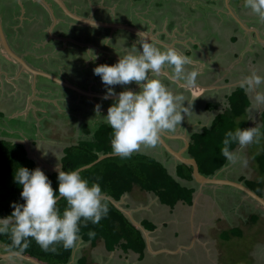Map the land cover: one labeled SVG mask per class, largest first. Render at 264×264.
Wrapping results in <instances>:
<instances>
[{"label":"crops","instance_id":"1","mask_svg":"<svg viewBox=\"0 0 264 264\" xmlns=\"http://www.w3.org/2000/svg\"><path fill=\"white\" fill-rule=\"evenodd\" d=\"M146 40L177 49L198 74L192 88L173 81L170 69L159 74L191 107L158 144L135 152L159 162L184 197L170 205L135 185L115 203L141 231L144 254L108 251L103 241L92 246L80 237L69 264H228L221 258L224 243L238 238L248 240L239 264H264V207L237 187L198 181L171 152L195 159L193 135L211 129L229 109L233 93L244 91V76H264V22L244 0H0V140L24 144L45 174L60 170L65 149L109 127L104 116L116 97L103 98L108 86L93 69L115 64L132 46L141 50ZM110 87L117 95L139 91L135 83ZM245 94L243 122L263 128L264 107L255 104L254 93ZM233 151L240 159L212 177L257 193L248 183L259 189L263 183L260 154L250 145ZM0 264L9 261L0 258Z\"/></svg>","mask_w":264,"mask_h":264},{"label":"clouds","instance_id":"2","mask_svg":"<svg viewBox=\"0 0 264 264\" xmlns=\"http://www.w3.org/2000/svg\"><path fill=\"white\" fill-rule=\"evenodd\" d=\"M244 5L264 22V0H244ZM89 21L92 27H98L94 20ZM140 46L141 50L128 48L113 65L102 64L93 69L108 86L103 98L116 97L104 120L112 129V153L121 159L132 156L142 146L158 144L161 134L174 131L188 114L191 105L184 94L173 92L158 78L159 74L170 69L171 79L182 81L184 88L195 87L198 82L197 72L186 67L188 57L177 49H161L147 40ZM132 83L139 86V91L129 88L117 95L114 87H110ZM241 87L245 93H254L255 104L264 107V76L255 72L244 76ZM262 136L258 125L229 130L224 134L220 155L234 164L240 157L230 146L259 144ZM80 173L79 168L58 171V186L54 189L39 167L15 169L13 181L22 189L20 196L24 203L13 202L11 214L0 217V235L9 236L12 248L19 246L23 250L34 240L45 252L55 253L58 244L71 249L80 239L82 225L89 221L97 224L108 214L105 194L97 182L99 177L89 183ZM60 200L66 201L63 211L58 207ZM88 236L93 238L95 232L89 231Z\"/></svg>","mask_w":264,"mask_h":264},{"label":"trees","instance_id":"3","mask_svg":"<svg viewBox=\"0 0 264 264\" xmlns=\"http://www.w3.org/2000/svg\"><path fill=\"white\" fill-rule=\"evenodd\" d=\"M248 106L249 100L245 92L241 89L237 90L230 98L229 109L215 120L211 129L202 134L193 135L189 152L196 159L202 175L212 177L226 165L227 160L220 155L224 134L229 130L234 131L238 127L242 129L249 127L247 121H240L245 116ZM111 138L112 129L104 126L96 132L93 141L83 142L65 149L60 171L81 168L94 163L102 155L113 154ZM236 146L237 144L234 143L230 147L234 150ZM257 162L261 173L264 174V152L260 154ZM18 166L32 170L39 167V163L29 155L24 144L0 140V217L11 214L13 202L24 203L20 196L22 189L13 181L14 172ZM186 168L191 174L192 167ZM80 174L83 178L88 179L89 183L97 181V177H99L97 182L100 184L102 192L108 197L105 199L109 209L108 214L99 223L93 224L89 221L86 225H82L80 237L84 241H90L92 246L103 241L108 251L121 247L126 252L133 251L141 255L144 254L146 242L141 231L114 204V202H119L122 196L131 191L135 185L143 190L156 193L163 202L170 205L184 197L183 189L175 183L159 162L136 153L124 159L119 156L106 158ZM46 175L52 181L53 188L56 189L58 172L51 171ZM258 187L260 189L256 188V191L262 195L264 182L258 184ZM186 194L190 195L188 192ZM58 207L63 211L66 201L60 200ZM89 231L95 232L93 238H89ZM0 246L3 253L17 252L43 264H69L74 251V247L65 249L58 244L55 253L45 252L34 240L23 250L19 246L12 248L11 240L6 234L0 235Z\"/></svg>","mask_w":264,"mask_h":264},{"label":"water","instance_id":"4","mask_svg":"<svg viewBox=\"0 0 264 264\" xmlns=\"http://www.w3.org/2000/svg\"><path fill=\"white\" fill-rule=\"evenodd\" d=\"M171 152L175 156L179 157L180 161H182L183 163L193 167V175L198 181H200L202 183H209V184H219V183L223 182L222 183L223 185H231V186L237 187V188L241 189L242 191H244L246 193V195H248L249 197H251V198L255 199L256 201H258L264 207V197L258 195L257 193L252 191L250 188L242 185L241 183L228 181V180L224 181V180L216 179L214 177H206V176H204V175H202L200 173L199 165H198V163H197V161L195 159L184 158V157L180 156V154L178 152H175V151H171ZM114 156H117V155H114V154L102 155L94 163L86 165V166H83V167H81L79 169L82 172V171H84L86 169H89V168L93 167L95 164L99 163L100 161H102V160H104L106 158H109V157H114ZM56 171L58 172L60 170H56ZM105 198H108V197L105 196ZM114 204H115L116 207H118V205L115 202H114ZM0 258L1 259H5V260L18 258L21 261H27V262H30L32 264H43V263H40L39 261H37L34 258H31V257H28V256H24L23 254H20V253H17V252H6V253H3L1 251V249H0Z\"/></svg>","mask_w":264,"mask_h":264},{"label":"rangeland","instance_id":"5","mask_svg":"<svg viewBox=\"0 0 264 264\" xmlns=\"http://www.w3.org/2000/svg\"><path fill=\"white\" fill-rule=\"evenodd\" d=\"M241 120L243 122V117H242V119H240V121ZM260 130L263 133V128L262 127H260ZM250 147H251V152H253L255 154H262L264 152V139H263V136H262L261 141H260L259 144L253 143V144L250 145ZM262 179H263V182H264V176H262ZM248 185H251V186H253L256 189V185L254 186L250 182L248 183ZM248 229H249V227L247 226V230ZM252 230H253V228H252ZM238 232L241 234L240 231H238ZM246 232L249 233L250 230L249 231H245V233ZM228 235H229L230 238H232V235L230 233H228ZM241 235H243V233ZM247 245H248V240H246V239L238 238L237 240L234 239V240H230L229 242L226 241L224 243V249L222 250V255H221L222 260L223 261L229 260L228 264H239V256H244V254H245L244 250L246 249ZM231 256H233V257H231ZM216 257L220 258V256H216ZM8 261H9V264H15V263L19 262L18 259H11V260H8Z\"/></svg>","mask_w":264,"mask_h":264}]
</instances>
